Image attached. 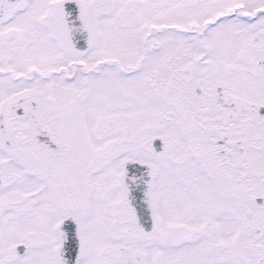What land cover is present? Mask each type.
I'll return each mask as SVG.
<instances>
[{
  "label": "snow or ice",
  "instance_id": "obj_1",
  "mask_svg": "<svg viewBox=\"0 0 264 264\" xmlns=\"http://www.w3.org/2000/svg\"><path fill=\"white\" fill-rule=\"evenodd\" d=\"M0 264H264V0H0Z\"/></svg>",
  "mask_w": 264,
  "mask_h": 264
}]
</instances>
